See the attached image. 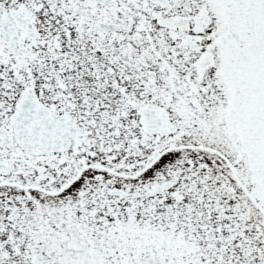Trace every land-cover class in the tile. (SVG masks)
<instances>
[{"label":"snow or ice","instance_id":"obj_1","mask_svg":"<svg viewBox=\"0 0 264 264\" xmlns=\"http://www.w3.org/2000/svg\"><path fill=\"white\" fill-rule=\"evenodd\" d=\"M0 264H264V0H0Z\"/></svg>","mask_w":264,"mask_h":264}]
</instances>
